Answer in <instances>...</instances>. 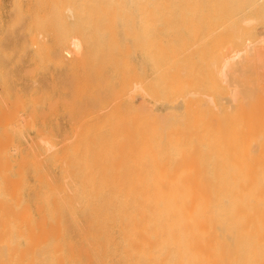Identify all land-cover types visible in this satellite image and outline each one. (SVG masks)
Wrapping results in <instances>:
<instances>
[{
	"label": "bare ground",
	"instance_id": "bare-ground-1",
	"mask_svg": "<svg viewBox=\"0 0 264 264\" xmlns=\"http://www.w3.org/2000/svg\"><path fill=\"white\" fill-rule=\"evenodd\" d=\"M133 1L80 0L81 7L74 10L70 6L65 11L71 19L78 13L83 19L80 37L72 43V49L64 51L74 61L71 65L80 59L86 60L84 57L92 51L96 58L90 57L91 60L102 61V73L111 67L112 70L122 68L118 71L121 77H124L121 71L127 74L118 88L120 94H115L117 89L112 94L116 102L119 95V101L126 100L121 102L124 109L118 101L122 112L118 111L119 105L106 104L103 97L107 93H104L96 101V113L93 112L96 121L90 122L96 123V127L85 123L89 129L80 127L82 130L79 125L74 128L72 123L75 125L76 121H71L73 128L79 129L72 134H81H77L78 140H82L84 131L93 129V138L91 134L89 139L95 138L96 142H92L96 146L92 142L88 144L89 140L88 145L83 140L80 144L82 141L78 142L76 134L77 141L69 133L77 144L72 148L69 145L73 141L68 142L72 148L68 150L64 142L58 145L52 138L54 133L50 137L44 128L34 133L39 135V140H34L37 145L31 142L35 135L30 138V143L41 151L29 149L25 154L20 141L28 129L37 128V122H34L35 110L34 116L22 111L40 102V96L36 97L38 92L34 87L33 92L29 90L31 85L27 90L35 92L36 99L31 97L29 108L24 98L21 103L17 100L20 94L15 97L17 102L6 101L7 106L0 98V130L4 133L0 131V264L70 261L74 264L82 258L79 252L70 254L74 248L84 252L91 249V254L95 250L94 264L95 261L96 264H264V50L258 49L264 45L261 43L264 39H257L258 27L264 29V0H206L204 6L197 5L200 0ZM196 10L205 14L199 16ZM200 21L205 23L202 25ZM115 23L121 24L122 31H116ZM195 36L197 40L193 39ZM202 45L206 47L204 50ZM51 50L44 55L58 57L54 56L57 52L50 54ZM32 59L29 62L34 63ZM61 60L58 63L66 64ZM82 62L78 65L84 70ZM87 67L90 72L91 67ZM39 68L35 70L39 72ZM72 68L68 70L72 72ZM66 71L63 76L70 75ZM23 72L21 75L29 70ZM30 72L25 76L32 77L31 81H35L31 74L41 77L39 73L34 74L36 71ZM73 72L75 77L72 74L69 80L78 78V70ZM82 72L78 73L79 77L84 76ZM89 72L86 74L90 76ZM98 73L100 76L98 71L96 76ZM114 82L108 90H112ZM83 85L77 87L79 91L83 89L78 98L88 86L83 88ZM89 86L92 91L97 90L93 88L96 84ZM57 89L62 99L61 92L64 94L66 90ZM37 90L41 95L40 89ZM97 93L94 94L99 97ZM42 96L45 100L50 97ZM138 96L142 99L140 106L135 102ZM3 98L6 99L5 95ZM67 100L60 102L68 104ZM50 102L47 104L52 107L55 102ZM78 106L82 109V105ZM67 107L74 111L71 109L74 106ZM108 107L117 110L116 115L110 109L108 112ZM40 109L43 110L42 106ZM51 109L48 112L54 111ZM88 110L84 114L90 115ZM80 117L83 118V113ZM64 137L67 139L68 134H63ZM62 138L61 141L66 140ZM58 146L65 147L58 151ZM54 149L56 152L50 155ZM48 158L61 166L60 182L55 180L58 174L52 178ZM30 175L34 180L32 185L28 182ZM27 189L32 192V198L24 196ZM65 249H70L68 255L67 251L62 252Z\"/></svg>",
	"mask_w": 264,
	"mask_h": 264
},
{
	"label": "rangeland",
	"instance_id": "rangeland-1",
	"mask_svg": "<svg viewBox=\"0 0 264 264\" xmlns=\"http://www.w3.org/2000/svg\"><path fill=\"white\" fill-rule=\"evenodd\" d=\"M58 1V0H57ZM56 0H0V48H1V54H0V59L2 60V61H0V68L2 69V71H1V69H0V73H1V76H0V89L3 91V93H2V91H0V95H1V99L2 100H5V105L4 106H7L8 104V102L9 101H11V102H13V100H15V102H17L16 101V98L15 97H19V94L21 95V97H19V98H17V100L19 99V100H21L20 101V103L21 102H23L22 100H24V102L25 103H27L28 101L29 102H31L33 99H31V97L32 96H34V97H32V98H35V92L37 91L38 93L36 94L37 96L36 97H38V96H40V98H38V99H40V102H38L37 100H35V101H37V103L39 104L40 103V106L38 105V106H36L35 107V105L37 104H35L33 107L32 106H30L31 105V103H29L28 102V105L26 104V106L28 107V106H30V109L29 110H31V108L33 109V110H31V112L29 113V110L27 109H25L26 111L24 112V109H23V113L25 114H27L28 113V115H30V114H32L33 116H34V114H35V119H34V122L36 123V125H37V128H35V129H28L26 132L27 133H25V135H24V138H22L21 139V141H20V143H21V147H23V150H24V153L26 152H28L29 151V149H34L35 150V152H37V150H38V152L39 151H41V150H39L38 149V146H36L37 145V142H35L36 141V138H37V140H39L38 139V133H40V131L39 130H43L44 128V130L46 131V132H48V134L50 135V137H51V134H52V132L55 134H52L53 136H52V138H53V140H55V142L58 144V145H60L61 143L63 144V142H64V145L67 147V148H69V147H72L73 145H75V144H77L74 140H78V137L79 136H77V134H79V133H75L76 134V139H75V134L73 135L72 133H73V131H75L76 132V130L77 129H74V128H77V125H79L78 126V128L79 129H82V128H84V129H87V127L88 126H86V124L87 125H89V127H96V123H95V125H93L94 124V122L96 121V116L94 117V115H96L95 113H96V101H97V99H99L100 97H102V95L104 94V93H107V95L106 94H104V99H105V101H106V104L108 105L109 103L110 104H112V107H113V105L114 104H117V105H119V103H120V105L122 104V107L124 106V104L123 103H125V99H122V98H126V97H123L122 96V100L123 101H119V99H120V95H119V99H118V101H119V103H118V101L116 102V99H115V96L113 97V95H114V93L115 92H117L118 91V93H115L116 95H118V94H120V89H118L119 87H120V85L122 84L121 82H122V80L124 79V77H126L127 76V74H126V76H125V70L124 71H121L122 72V74H123V76L124 77H121L120 76V73L118 74V71H120V70H123L122 68H119V69H114V70H112L111 69V67L110 68H106V70L104 69V73H102V69H101V60L99 61V63H97L98 62V60L96 59V63H95V61L93 62V60H94V58H96V56H94L95 54H94V52H92L91 51V53H90V55H87L88 56V58H93V60H91V58L88 60V58H87V56L86 57H84V58H86V60L85 59H80V61L82 62V63H84V65L82 64V66L83 67H85L84 68V70H82L83 68H81L79 65H78V63L80 62H78V61H75V64L74 65H71V64H73L74 63V61L73 62H71L70 61V59L69 58H67L68 56H67V54L64 52L65 50H67V49H72V43L75 41V40H78V38L80 37V32H81V30H80V28H81V26H82V23H83V19L81 18V15H80V13H78V15H75V17H73L72 19L70 18L71 16H70V14L68 15V13H66V12H68L67 10H69V9H71V8H74V10H75V7L76 8H78V7H81L82 6V3H80V0H59L58 2H57ZM61 1V2H60ZM131 1V3H133L134 1L133 0H130ZM190 1V0H189ZM191 1H195V2H197L198 0H191ZM54 2V3H53ZM64 2V3H63ZM199 2V1H198ZM57 3H58V6H57ZM63 3V5H61ZM200 3V4H199ZM199 3H197V5H201V6H204V5H206V0H200V2ZM42 5V6H41ZM48 5V6H47ZM63 6V7H61V6ZM70 6H71V8H70ZM36 7V8H35ZM49 7V8H48ZM59 7V8H58ZM66 7V8H65ZM63 8V9H62ZM17 9V10H16ZM65 9V10H64ZM35 10V11H34ZM66 11V12H65ZM199 11V12H198ZM196 12V13H195ZM195 12H193L192 14L189 12L188 14H191V15H193L194 13L195 14H197V15H199V16H201V13H202V11L201 10H196ZM194 14V15H195ZM203 14H205V13H202V15ZM70 18V19H69ZM33 19H35L34 21H33ZM200 23L203 25L205 22L204 21H200ZM16 24V25H15ZM113 25H115V29H116V31H122V27H121V24L120 23H115V24H113ZM140 27V26H139ZM195 38H196V40H197V37L195 36L193 39L195 40ZM201 38H204L203 36L201 37ZM260 38H263L264 39V29L260 26V27H258V35H257V39H260ZM256 39V42H258L259 40H257ZM262 39V40H263ZM37 42V43H36ZM55 42V43H54ZM253 43L255 42V41H252ZM264 43V40L263 41H261V43ZM41 43V44H40ZM58 43V44H57ZM62 43V44H61ZM250 43V42H249ZM248 43V44H249ZM258 43H260V42H258ZM257 43V44H258ZM35 44V45H34ZM38 44H39V46H38ZM42 44H44V46H45V48L43 47V45ZM53 44V45H52ZM61 44V45H60ZM64 44V45H63ZM255 44V43H254ZM254 44H249L250 46L251 45H254ZM257 44H255V46L257 45ZM37 45V46H36ZM47 45V46H46ZM41 46V47H40ZM54 46H56V47H54ZM60 46H62V47H60ZM258 46V45H257ZM35 47V48H34ZM46 47H49V49H47ZM52 47V48H51ZM202 47H203V45H202ZM201 47V49L202 50H204V48H206V47H203L202 48ZM263 47V49L262 50H264V45H261L260 47L258 46V49H261ZM42 51H38L39 49ZM43 48V49H42ZM52 50H51V49ZM53 48H56V49H54V51H53ZM59 48H61L60 50H59ZM199 48H200V46H199ZM44 50V51H43ZM49 50H51L52 52H50V54H55L56 52H57V54H55L54 56H58V57H60V59H62V60H64L65 61V63L67 64V66H66V64H64V63H60L62 66H60L59 65V63H58V60H60V59H58V57H53V55L51 56H45L44 55V52H49ZM61 51L63 54H61V52H59V51ZM58 52H59V54H58ZM264 52V51H263ZM36 53V54H35ZM43 53V54H42ZM198 53H204V51H199ZM42 55H44L43 56V58H42ZM48 55H49V53H48ZM1 56H3V58H4V60L2 59V57ZM5 56V57H4ZM41 56V57H40ZM63 56L64 57H66V58H63ZM33 59H32V58ZM8 59V63H7V61H6V59ZM28 58V59H27ZM32 59V62L33 61H35L34 63H31V62H29V60L31 61V59ZM40 58V59H39ZM98 58V57H97ZM34 59H36V60H34ZM52 60V62H50L51 60ZM54 59V60H53ZM119 59V58H118ZM17 62H16V61ZM25 62H24V61ZM43 60V61H42ZM46 60V61H45ZM47 60H50L49 61V65H47L48 64V62H47ZM57 61V63L54 65V62H56ZM61 60V61H62ZM68 62H67V61ZM113 60V59H112ZM13 61H15V62H13ZM39 61V62H38ZM47 62L46 64H45V62ZM117 61V60H116ZM115 61V62H116ZM120 61V60H119ZM118 61V62H119ZM3 64H2V63ZM41 62V63H40ZM42 62H44V66L42 65ZM76 62H78V63H76ZM80 62V63H81ZM118 62H116L117 64H118ZM15 63H17V64H15V67L16 68H14L13 66H14V64ZM19 63H21L22 65L21 66H19L20 64ZM37 63H39V64H37ZM70 63V64H69ZM79 63V64H80ZM88 63V67L91 69V71L89 72V69L88 70H86V64ZM90 63H92L91 65L93 66H91L90 65ZM95 63V64H94ZM32 64H34V65H32ZM58 64V66H56ZM64 64V65H63ZM97 64H98V66L99 67H97ZM115 64V63H114ZM116 64V65H117ZM1 65H2V67H1ZM3 65H5V66H3ZM12 66V68H11V66ZM16 65H18V66H16ZM71 66V68L73 69V71H75V69H76V71L78 70V72L76 73L77 75V77L78 78H75V80H73L74 79V77H75V74H74V72L72 71L71 72V70H68V68L69 69H71L70 68V66ZM95 65V66H94ZM32 66H34V67H32ZM55 66V67H54ZM64 66V67H63ZM69 66V67H68ZM75 66H77V67H75ZM5 67L8 69V72H7V69H5ZM40 67V68H39ZM48 67V68H47ZM59 67H61V68H59ZM68 67V68H67ZM80 68V70L79 69H77V68ZM87 67V68H88ZM4 68V69H3ZM9 68H10V70L11 71H9ZM40 69L41 70V72H40V70H39V72H38V70H35V69ZM75 68V69H74ZM101 69V70H99V69ZM16 69V72H14V70ZM94 69H95V71H94ZM111 69V70H110ZM5 70H6V74L4 73L5 72ZM13 70V71H12ZM29 70V72H30V70L32 71L33 70V72H35L34 74H38V76L40 77V78H37V75H32L31 74V76H35L33 79L35 80V81H31V78H28V76L30 75L29 74V72H25V74L24 75H21V74H23L24 72L23 71H28ZM67 70V71H66ZM86 70V71H85ZM108 70L110 71V72H108ZM4 71V72H3ZM66 71V73H70V75H71V77L73 76L72 74H74V76L72 77L73 79H71V80H69V77H70V75L69 74H66V75H64L63 76V72H65ZM82 72V71H84V76H81V77H79L80 75L79 74H81L80 72ZM97 71L98 72H100V76H99V73H98V75L96 76V74H97ZM112 71V72H111ZM117 71V72H116ZM32 72V73H33ZM55 74H54V73ZM86 72L88 73L89 72V74H91L90 76L89 75H87L86 74ZM96 74H95V73ZM113 72H115V75H114V77H112L113 76ZM19 73V74H18ZM31 73V72H30ZM46 73V74H45ZM48 73V74H47ZM51 73H53V74H51ZM62 73V74H61ZM79 73V74H78ZM97 77V78H95V76L93 75V74ZM102 73V74H101ZM105 73H107V74H105ZM109 73H110V75H109ZM113 73V74H112ZM127 73V72H126ZM4 74V75H3ZM14 74V75H13ZM50 74V76H52V77H47L48 75ZM118 74V75H117ZM6 75V76H5ZM12 75V76H11ZM19 75V76H18ZM25 75H28L27 77L25 76ZM81 75H83V72H82V74ZM106 77H105V76ZM109 75V77H107ZM3 76H5V77H3ZM7 76H9L8 78H7ZM11 76V77H10ZM56 76H58V78L56 77ZM86 76V77H85ZM90 78H89V77ZM98 76L100 77L99 79H98ZM104 76V77H103ZM117 76V77H116ZM121 78H120V77ZM21 77V78H20ZM43 77V78H42ZM45 77V78H44ZM55 77V78H54ZM66 77H68V78H66ZM83 77H85L84 78V80L82 79ZM4 79V80H1V79ZM7 78V79H6ZM10 78V79H9ZM27 78V80H23V79H26ZM50 78H51V81H50ZM62 78V79H61ZM81 78V79H80ZM87 78V79H86ZM121 80H120V79ZM123 78V79H122ZM39 79V80H38ZM57 79V80H56ZM71 81L72 83H70L69 81ZM101 79V80H100ZM103 79V80H102ZM108 79H110L111 81H110V83H112V82H114L113 81V79H115V82L113 83V87H112V90H108V89H110L111 88V86H112V84H110V83H108L109 81H108ZM10 80H12L11 82H10ZM16 80V81H15ZM60 80V81H59ZM68 81V83H70V84H72L71 86H69L68 85V83H67V81ZM74 82H73V81ZM84 81V82H82V81ZM86 80V81H85ZM91 82H90V81ZM93 80L95 81L94 83H93ZM106 80V81H105ZM118 80V81H117ZM120 80V81H119ZM22 82V84H23V81H24V84L22 85L21 84V82ZM29 81L32 83V84H30L29 83ZM37 81V82H36ZM39 81V82H38ZM42 81H43V84H42ZM46 81V82H45ZM47 81H49V82H47ZM76 81V82H75ZM79 81H81V83H83V84H85L86 82H90L89 84L87 83V84H85V85H83V84H81V83H79L78 84V82ZM96 81H98L99 82V84H98V86H97V83L98 82H96ZM108 81V82H107ZM117 81V82H116ZM2 82V83H1ZM8 84H6V83ZM10 82V83H9ZM15 82V83H14ZM20 82V83H19ZM27 82V83H26ZM53 82H56L55 84L53 83ZM62 82V83H61ZM107 82V84H105ZM17 83V84H16ZM28 83H29V85H28ZM33 83H37V85H36V87H35V85L33 84ZM40 85H39V84ZM46 83H48V85L46 84ZM55 85V87H56V89H57V87H59L57 90H59V89H61V88H63V90H66L65 92H67L68 91V94L67 93H65L64 92V94L66 95H64V94H62L63 92H61V97H63L62 99H65V100H67L68 98H69V100H67V101H65V103L66 102H68V104H69V101H70V103H71V101L73 100V99H75L78 95H80V92L82 93V90H81V88H79L80 89V91L77 89V87H79V85L81 86V85H83V88H85L86 87V85H88L87 86V88L88 87H90L89 85H91V88H92V86L93 85H95L96 84V86H93V88L94 89H97V90H91L90 88H88V90L86 91V89L87 88H85L84 89V91H83V95L81 94V97H79V98H81V99H79L78 97V102L76 101V99H75V101L76 102H74V100L72 101V103L70 104L73 108H71V106L70 107H67V105L66 104H61V102H60V100H62L61 98H60V90L57 92L56 91V89H55V87H54V85ZM63 83H64V85H63ZM78 84V86H76V84ZM103 83V84H102ZM118 83H120V84H118ZM14 84V85H13ZM20 84H21V87H20ZM25 84H27V85H25ZM50 84H52V85H50ZM59 84V85H58ZM67 86H69L68 88L66 87V85ZM75 84V85H74ZM102 84V85H101ZM110 84V85H109ZM7 85V86H6ZM19 85V86H18ZM32 85V86H31ZM45 85V86H44ZM47 85V86H46ZM100 85L102 86V89H101V87H100ZM107 85H109V86H107ZM118 85V86H117ZM25 86V87H24ZM28 86V87H27ZM30 86L32 87V88H30ZM40 86V87H39ZM51 86V87H50ZM63 86V87H62ZM73 86V87H72ZM105 86V87H104ZM107 86V87H106ZM18 87V88H17ZM27 87V88H26ZM33 87H34V89H33ZM39 87V88H38ZM42 87H44L43 89H42ZM46 87V88H45ZM96 87V88H95ZM98 87H100V88H98ZM110 87V88H109ZM23 88H25L24 89V91H23V93H22V90L21 89H23ZM30 88V89H29ZM51 88H53L52 90H53V94L54 95H52V98H53V100H52V98H51V96H50V94H51ZM73 88V89H72ZM76 88V89H75ZM107 88V89H106ZM15 89H17V90H15ZM19 89V90H18ZM27 89H29L30 91L33 89L35 92L34 93H31V92H33V91H31V92H29V90H27ZM37 89H40V93H41V95H39V91L37 90ZM54 89H55V91H54ZM68 89V90H67ZM117 89V90H116ZM8 90V91H7ZM26 90V91H25ZM50 90V91H49ZM63 90H61V91H63ZM71 90H74V93H73V91H71ZM79 92H78V91ZM89 90L90 91H92L91 93V95L89 94V95H87L88 93H89ZM101 90V91H100ZM106 90V91H105ZM116 90V91H115ZM5 91V92H4ZM17 91V92H16ZM21 91V92H20ZM47 91L48 93H49V95L48 94H46L45 92ZM71 91V92H70ZM76 91H77V93H76ZM103 91V92H102ZM108 91V92H107ZM115 91V92H114ZM6 92H7V94H6ZM9 92V93H8ZM43 92V93H42ZM97 93V94H99V97L98 96H96V94H94V93ZM102 92V93H101ZM12 93V94H11ZM17 93V95H15L14 96V94H16ZM22 93V94H21ZM27 93H30V94H28V96H25V94H27ZM57 93H58V95H57ZM71 93H73V94H71ZM76 93V94H75ZM110 93V94H109ZM33 94V95H32ZM42 94L43 95H46L47 97H49V99H46L45 100V98L42 96ZM71 94V95H70ZM86 94V95H85ZM93 94H94V96H93ZM102 94V95H101ZM113 94V95H112ZM4 95H5V97H6V99L5 98H3L4 97ZM25 97H24V96ZM30 95V96H29ZM56 95V96H55ZM67 95H69V96H67ZM76 95V96H75ZM23 96V97H22ZM45 96V97H46ZM57 96H58V98H57ZM72 96H75L74 98L72 97ZM87 96V97H86ZM88 96H91L90 98L88 97ZM108 96V97H107ZM9 99H8V98ZM14 97V98H13ZM46 97V98H47ZM55 97L58 99H56L55 100ZM67 97V98H66ZM71 97L73 98V99H71ZM83 97V98H82ZM86 97V98H85ZM94 97V98H93ZM98 97V98H97ZM106 97V98H105ZM140 96H138L137 98H135V102H136V105H141V98H139ZM21 98V99H20ZM24 98V99H23ZM26 98L28 99V100H26ZM30 98V99H29ZM41 98L43 99V100H41ZM51 98V99H50ZM90 99V100H88V99ZM36 99V98H35ZM84 99V100H83ZM96 99V100H95ZM113 99H114V102L112 103V101H113ZM9 100V101H8ZM18 100V101H19ZM45 100V101H44ZM108 100H110V101H108ZM6 101H8V102H6ZM42 101H44L45 102V104H44V102H42ZM48 101H51L50 103H54L55 102V104H52L53 106V108L51 107V105H49V104H47V102ZM54 101V102H53ZM56 101H59V102H57V107L58 108H56L55 109V105H56ZM73 102L75 103V104H73ZM83 102V103H82ZM91 102V103H90ZM109 102V103H108ZM121 102H123V103H121ZM24 103V104H25ZM33 103V102H32ZM41 103H42V105H41ZM62 103H64V101L62 102ZM80 104V108H81V105H82V109H79V104ZM7 104V105H6ZM43 104L45 105V106H43ZM94 104V105H93ZM33 105V104H32ZM61 105V106H60ZM119 105V110H118V106L116 107L117 108V110L118 111H121V106ZM41 106H42V108H43V110L42 109H40L41 108ZM46 106L48 107V106H50L52 109H54V111H49L48 112V109H51V108H46ZM64 107V109H62L63 107ZM75 106H76V108H75ZM91 106H94L93 108L91 107ZM110 106V105H109ZM116 105H114V107H115ZM26 107V108H27ZM62 107V108H61ZM65 107H67V108H71V109H74V111H70V109H66ZM84 107H85V109H84ZM111 107V106H110ZM110 107H108V112H109V109H110V111L112 112L113 110H111V108ZM29 108V107H28ZM36 108V109H35ZM60 108V109H59ZM78 108V109H77ZM121 108V109H120ZM125 108V106L123 107V109ZM37 109H40L39 111H37ZM51 109V110H52ZM62 109V110H61ZM89 109V110H88ZM92 109V112L90 111ZM35 110V112H34V114H33V111ZM42 110V111H41ZM57 110V111H56ZM59 110V111H58ZM65 110V111H64ZM77 110V111H76ZM79 110H80V113L79 114H81V115H79L78 114V112H79ZM85 110H88V113H90V115L88 114L87 115V113L86 114H84L85 112H87V111H85ZM116 110V109H115ZM117 110H116V112L115 111H113L112 113L114 114V115H116V113H117ZM67 111V112H66ZM68 111H69V113H71L72 114V116L68 113ZM124 111V110H123ZM47 112V113H46ZM58 114H57V113ZM62 112H65L64 114H62L61 115V113ZM93 112H95V113H93ZM115 112V113H114ZM122 112V111H121ZM126 111H124L123 113L126 115L127 113H125ZM53 113H54V115H53ZM67 113H68V115H70V117L67 115ZM77 113V114H76ZM82 113H83V118H79V116H82ZM93 113V114H92ZM111 113V114H112ZM24 114H21V115H24ZM25 114V115H26ZM52 114V116H50ZM56 114H57V116H56ZM92 114V115H91ZM42 115V116H41ZM79 115V116H78ZM128 115V114H127ZM126 115V116H127ZM40 116V117H39ZM43 116H45V117H43ZM47 116V117H46ZM58 116H59V118H58ZM62 116V117H61ZM68 118H67V117ZM76 116V117H75ZM85 116V117H84ZM87 116H89V117H87ZM92 118H91V117ZM50 117H51V119H50ZM52 117H54V118H52ZM66 117V118H65ZM75 118V120L73 119V118ZM42 118H44V121H41L42 120ZM55 119H57V120H55ZM61 119V120H60ZM77 119L79 120V122L77 121ZM85 119V120H84ZM94 119V120H93ZM52 120V121H51ZM65 120V121H64ZM83 120L84 121H86V122H83ZM90 120V121H89ZM93 120V126L90 124V122ZM41 121V122H40ZM55 121H58L57 123H54ZM71 121H76L75 123V125L72 123V125L74 126V128H73V126L71 125ZM80 121H82V126H81V124H80ZM40 122V123H39ZM43 122V123H42ZM64 122V123H63ZM88 122V123H87ZM42 123V124H41ZM79 123V124H78ZM86 123V124H85ZM83 124L86 126H83ZM125 125L127 124V122H125L124 123ZM69 125V126H68ZM39 126V127H38ZM49 126V127H48ZM56 126V127H55ZM65 126V127H64ZM70 126H72L71 128H70ZM63 127H64V129H63ZM80 127H82V128H80ZM49 128H50V130H49ZM58 130H57V129ZM90 128V129H91ZM36 129H37V131H38V133H36V135L34 134L35 132H36ZM70 129L72 130V132L70 131ZM79 129L77 130V132L79 131ZM84 129H82V130H84ZM89 129V128H88ZM87 129V130H88ZM95 130H94V134H96V128H94ZM1 130H2V133L1 134H4L3 133V129L1 128ZM0 130V131H1ZM48 130V131H47ZM92 131H93V129H91ZM49 131L51 132V133H49ZM56 131H57V133H58V131H59V135L56 133ZM61 131H62V134H61ZM70 131V132H69ZM92 131L90 132V130L89 131H82L83 133H85V135H87L86 137H88L86 140H85V135L83 136V137H81V139L87 144V140H89V143L88 144H90V142H92V140H94L95 142H96V140H95V138L94 139H92V140H90L89 138H91V134H92V138H93V133H92ZM67 132V133H66ZM82 132H80V133H82ZM88 132H90V133H88ZM69 133H71V135H73V136H71L70 135V137H72L71 139H70V137H69ZM86 133H88L89 134V136H88V134H86ZM28 134V135H27ZM63 136V134L64 135H66L67 136V134H68V137H69V139H68V137H67V139L64 137V138H62V136ZM33 135H35L34 137H33ZM38 135V136H37ZM57 135V136H56ZM80 136H81V134H79ZM30 136V137H29ZM37 136V137H36ZM59 136V137H58ZM95 136V135H94ZM28 137H29V139H28ZM33 137V138H32ZM58 137V138H57ZM96 137V136H95ZM30 138H32L31 139V142H33L34 144L36 143V145H33L32 143H30ZM60 138H62V139H66V140H62L61 141V139ZM26 140V141H24V140ZM59 139V140H58ZM35 140V141H34ZM76 140V141H77ZM82 140H78V142L80 141H82ZM58 141V142H57ZM71 141H73V144L70 146L69 144H68V142H70L71 143ZM83 141L80 143V144H83ZM95 142H92V143H95ZM28 143V144H27ZM65 143H67V145L65 144ZM75 143V144H74ZM84 143V144H85ZM33 146H32V145ZM61 144V145H62ZM87 144V145H88ZM60 145V146H61ZM68 145H69V147H68ZM92 146H93V144H91ZM91 145H89V146H91ZM95 146H96V143L94 144ZM35 146V147H34ZM64 146V147H65ZM92 146H91V148H92ZM95 146H93V149H94V147ZM25 147V148H24ZM63 147V148H64ZM28 148V149H27ZM36 148V149H35ZM62 147L60 148L59 146L57 147V150L58 151H61V149H63ZM72 148H74V147H72ZM72 148H69L68 150H70V149H72ZM88 148H90V147H88ZM55 150V149H54ZM92 150V149H91ZM90 150V151H91ZM54 152H56V150L55 151H53V152H50V155H52ZM25 153V154H26ZM50 158H48L47 159V164H49V165H47L48 166V168L50 169V174H51V176L52 175H54V177L52 176V178H55L56 177V175H57V177L55 178V180H59V182H60V180H61V170H62V168H61V166L60 165H56L55 163H54V161H53V158L51 159V160H49ZM73 160H75V158L73 159ZM53 161V162H52ZM93 161V160H92ZM50 162L52 163L51 165H50ZM56 165V167L55 166H53L52 168H50V166H52V165ZM75 166V168H77V165H74ZM60 167V168H59ZM54 168V169H53ZM58 169H61L60 171H58ZM53 170V171H52ZM57 171V172H56ZM59 172V173H58ZM59 177V178H58ZM30 178V179H29ZM29 178H28V182H29V184H34V180H33V177L30 175L29 176ZM28 190V191H27ZM27 190H25L24 191V196L27 198V199H29V198H32L33 197V194H32V192L31 191H29V189H27ZM29 192L28 194L27 193H25V192ZM27 194V195H26ZM32 195V196H31ZM31 196V197H30ZM79 199V198H78ZM75 249V250H74ZM74 249H72L71 250V252H70V249H65V250H63L62 252L64 253V254H66L65 252L67 251V254L66 255H68V252H70V254H72V252H73V254H78V252H79V254L78 255H80V256H82V258H80L81 259V261H79V259L76 261V263L77 262H79V263H81V264H86V262L89 260L88 259V257L91 259V261H92V259H93V257L94 256H96L94 253H96L95 252V250H93V252H92V254H94V256L90 253V251H91V249H86V251L88 252V255L89 256H86V251L84 252L83 250L84 249H80V248H74ZM79 249V250H78ZM77 253H76V252ZM75 252V253H74ZM85 254H84V253ZM82 254H84V255H82ZM84 256V257H83ZM93 256V257H92ZM84 259V260H83ZM94 259H96V257L94 258ZM86 260V261H85ZM73 264L71 261L70 262H66V264ZM76 263H74V264H76ZM79 263H77V264H79ZM88 264H94L93 263V261H92V263H90V260H89V262H88ZM95 264H96V261H95Z\"/></svg>",
	"mask_w": 264,
	"mask_h": 264
}]
</instances>
